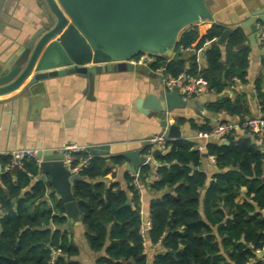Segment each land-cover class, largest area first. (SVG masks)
Wrapping results in <instances>:
<instances>
[{
  "label": "trees",
  "instance_id": "trees-1",
  "mask_svg": "<svg viewBox=\"0 0 264 264\" xmlns=\"http://www.w3.org/2000/svg\"><path fill=\"white\" fill-rule=\"evenodd\" d=\"M223 29L218 24L209 25L206 35L193 48L197 30L186 28L180 34L176 52L181 49L190 55L186 59H157L155 65L181 82H186L188 76L203 78L209 92L221 93L233 83V78L244 77L250 52L245 35L237 30L227 38L221 61L215 40ZM206 41L211 43L203 51L206 67L201 69L195 51L202 49ZM192 48L194 53L187 51ZM205 108L215 114L244 115L240 103L228 98L207 103ZM204 121L205 124L193 126L209 131L210 121ZM224 139L227 145H206L220 173L214 176L203 197L206 176L193 169L199 166L200 152L192 149L191 142L168 139L167 149L152 155L160 166L155 170L157 179L150 186L162 196L150 204L148 237L152 244L161 243L165 249L164 255L155 257L154 264H264L263 259L255 258V252L264 248V149L258 150L248 139L235 142L232 133ZM151 147H146L145 154H152ZM123 161L118 155L93 156L80 173L83 181L72 186L85 240L98 254L96 264H146L145 235L139 231V191L133 178L125 176L126 190L107 185L105 180L110 169L121 166ZM0 163L4 166L9 159L2 158ZM140 169L138 178L144 180L150 164ZM39 174L33 160L25 161L23 169H1L0 264H79L74 260L77 248L72 236L61 228L65 222L63 204L58 201L53 208L46 206V186L36 180ZM241 187L246 189V200L237 204L234 199ZM201 204L216 207L217 218L209 223L203 221ZM216 223L219 226L214 232ZM51 225L58 228L52 231ZM52 250L63 256L51 263Z\"/></svg>",
  "mask_w": 264,
  "mask_h": 264
},
{
  "label": "crops",
  "instance_id": "crops-1",
  "mask_svg": "<svg viewBox=\"0 0 264 264\" xmlns=\"http://www.w3.org/2000/svg\"><path fill=\"white\" fill-rule=\"evenodd\" d=\"M263 4L264 0H210L213 24L223 26L225 29L227 26L236 24L246 13ZM41 19L42 10L35 4V0H0V58L12 42L34 31ZM209 23L208 21L197 22L187 27H195L198 33V38L192 45L193 48L206 35ZM226 41L227 39L224 43L217 44L221 61L225 57ZM210 43L206 41L203 48L197 51L193 48L187 50H190V53L195 51L201 69L206 67L203 51L210 46ZM245 44L250 48V52L247 56L248 65L244 77L242 79L233 78V83L221 93L209 92L206 88L203 94L191 99L202 101L204 108L207 103L224 98L237 100L244 110L243 116H231L224 112L215 114L208 111L204 116H199L197 108L188 107L176 108L166 115L168 123L179 127L180 139L192 143V149L204 144L203 140L197 138L199 130L194 127L202 124L204 119H208L212 126L216 122H241L245 118L264 115V51L260 49L258 43L254 47H250L246 41ZM180 52L186 54L187 57L190 55L181 49ZM174 57H176L175 54L158 57V59L164 58L165 61H169ZM155 64L134 70L116 68L95 75L93 89L90 93L88 81L75 74L58 75L32 85L27 84L29 80L27 79L16 91L0 97V151L19 149H30L37 152L57 151L67 144L84 146L88 150L93 146L109 145L121 151L149 141L152 146L149 148L152 150L150 156L153 160L154 153L159 148L152 142V139L158 137L161 129L154 117L144 115L137 108V101L147 93L155 92L157 87L164 85L155 76L160 72L157 71L158 69L163 71L164 68ZM191 78L188 76L186 80ZM232 137L235 142L248 139L258 150L264 149L263 134L257 136L237 129L232 133ZM218 142L228 144L224 137L220 140H211L209 143ZM199 152L200 163L195 170L203 172L206 176L205 186L201 190L203 197L205 189L220 171L215 163L211 162V156L208 155L207 150ZM144 155L147 156V154ZM154 162V160L149 162L151 169L144 180L138 178L141 169L136 179H133L139 191V212L143 225L151 220V202L162 196V192L150 186L157 179L156 171L152 167ZM125 163L124 159L121 166L110 169L105 176L107 185L115 184L116 188L126 190L125 176L127 174L131 176V174L126 169ZM245 193V187H241L240 194L234 202L242 204L246 200ZM44 200L48 208H53L59 201V195L55 190L46 188ZM215 211L216 207L201 204L200 215L206 223L217 218ZM63 217L65 222L61 228L65 230L64 226L68 219L65 213ZM218 226L217 223L214 225V232ZM49 228L54 231L58 226L51 225ZM65 231L71 234L72 244L77 248L74 260L79 264H96L98 254L91 251L85 240V230L80 217L71 229ZM148 232H144L143 253L146 257V264H154L155 257L164 255L165 249L161 243L152 244Z\"/></svg>",
  "mask_w": 264,
  "mask_h": 264
},
{
  "label": "water",
  "instance_id": "water-1",
  "mask_svg": "<svg viewBox=\"0 0 264 264\" xmlns=\"http://www.w3.org/2000/svg\"><path fill=\"white\" fill-rule=\"evenodd\" d=\"M35 4L42 10L39 25L12 42L0 58V97L16 91L27 79V84L32 85L72 74L88 81L90 93L95 75L116 68L139 69L128 62L137 55L160 58L175 54L177 59L187 58L186 54L176 52L179 34L193 23L213 24L210 0H35ZM258 21L264 24V4L246 13L236 24L225 27L215 43L222 44L234 31L241 30L247 44L256 46ZM155 76L164 84L163 74ZM179 90L178 85L168 90L164 84L137 101V108L158 122L159 137L181 138L179 127L168 123L166 117L172 110L188 107L197 108L199 116L207 113L202 101L184 100ZM149 145L146 141L121 151L100 145L90 148L89 153L121 156L126 160V169L134 175L149 164L144 155ZM37 158L40 160L37 180L58 193L68 219L64 229H71L80 217L72 186L83 178L65 168L63 150L38 151ZM255 258L264 262V251Z\"/></svg>",
  "mask_w": 264,
  "mask_h": 264
},
{
  "label": "built area",
  "instance_id": "built-area-1",
  "mask_svg": "<svg viewBox=\"0 0 264 264\" xmlns=\"http://www.w3.org/2000/svg\"><path fill=\"white\" fill-rule=\"evenodd\" d=\"M256 40L257 43L262 51H264V24L262 22H256ZM158 57L140 54L128 60V62L134 66H149L157 62ZM159 73L163 74L164 84L168 90H171L174 86H180L179 94L184 100H191L194 96L201 95L205 92L207 88V82L203 78H191L188 79L186 82H181L177 79H172L169 75L164 73V70L158 69ZM205 124L203 120L201 122ZM237 129H242L246 132H250L253 135H260L264 133V115L252 118H245L241 122H216L212 125L209 131H199L197 134V138L204 141L203 145L195 146V149L198 151L206 150V145L214 139L220 140L227 134L233 133ZM168 139L165 137H156L152 139L159 150L165 151L166 141ZM61 150H63V164L67 170L72 173L80 174L84 169H86L90 161L92 159V155L89 153V150L84 146H78L75 144H67ZM7 158L9 159V163L2 166L0 163V170H9L11 168L23 169L25 161L33 160L36 165L39 167L40 160L37 158V151L30 150V149H19L13 151H0V159ZM148 161L152 162V157L147 155ZM211 162L215 163L213 157H210ZM160 164L154 162V169L156 170ZM133 179H136L137 174H131ZM151 229V220L148 221L145 225L141 224L139 230L140 234L143 236L144 232L149 231ZM264 251L257 250L255 253L258 254ZM63 256V254L59 251L52 250L51 251V260L56 257ZM251 264V263H247Z\"/></svg>",
  "mask_w": 264,
  "mask_h": 264
}]
</instances>
